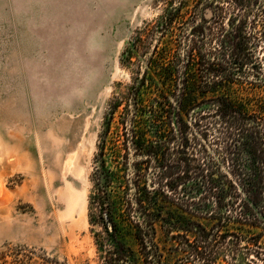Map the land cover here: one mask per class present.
<instances>
[{
    "label": "trees",
    "instance_id": "16d2710c",
    "mask_svg": "<svg viewBox=\"0 0 264 264\" xmlns=\"http://www.w3.org/2000/svg\"><path fill=\"white\" fill-rule=\"evenodd\" d=\"M155 1L160 14L123 52L134 76L109 99L98 133V261L249 264L259 234L246 232H264V0ZM129 156L151 161L168 179L162 188L190 182L195 198L164 207L159 182L132 204Z\"/></svg>",
    "mask_w": 264,
    "mask_h": 264
},
{
    "label": "rangeland",
    "instance_id": "374dc122",
    "mask_svg": "<svg viewBox=\"0 0 264 264\" xmlns=\"http://www.w3.org/2000/svg\"><path fill=\"white\" fill-rule=\"evenodd\" d=\"M159 14L155 0H0V264H100L90 222L98 133L134 76L123 52ZM153 166L129 156L132 204L159 182L164 207L195 198L188 181L162 188ZM246 234H259L247 262L264 264V232Z\"/></svg>",
    "mask_w": 264,
    "mask_h": 264
},
{
    "label": "bare ground",
    "instance_id": "6f19581e",
    "mask_svg": "<svg viewBox=\"0 0 264 264\" xmlns=\"http://www.w3.org/2000/svg\"><path fill=\"white\" fill-rule=\"evenodd\" d=\"M70 202H73V203H75V202H74L72 199H71V201H70ZM80 219H81V220H84V218H82V217H80Z\"/></svg>",
    "mask_w": 264,
    "mask_h": 264
}]
</instances>
